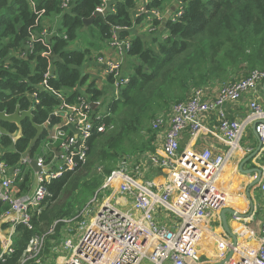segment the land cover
I'll use <instances>...</instances> for the list:
<instances>
[{"label": "built area", "instance_id": "2783aa9c", "mask_svg": "<svg viewBox=\"0 0 264 264\" xmlns=\"http://www.w3.org/2000/svg\"><path fill=\"white\" fill-rule=\"evenodd\" d=\"M70 2L65 0L62 7L68 8ZM149 2L138 0L135 8V17L144 15L138 26L142 32L155 30L156 22L161 27L167 13H170L171 20L176 21L184 11L182 1H171L165 11L149 9ZM172 7H176L175 11ZM44 11L39 12V16ZM95 12L103 16L116 13V0H101ZM122 29L128 28L112 27L111 38L106 41L108 48L96 57L90 55L84 65V73L94 79L98 87L102 86L98 81L107 79L116 95L120 87L130 80V75L123 71V65L132 45V36L121 37ZM49 34L50 31L44 28L39 36H32L30 47L35 41L45 44V36ZM49 54L47 50L42 52L43 56ZM88 64L98 67V74L87 70ZM50 77L49 66L41 85L49 88ZM263 84L264 67L255 68L247 76L225 81L218 87L196 88L187 100L174 105L170 112L157 115L152 121L154 144L164 156L148 151L123 157L108 175H104L101 188L93 196V202L102 197L98 208L94 210L87 205L76 216L63 219L69 224L79 221L82 234L76 245L71 238L66 239L64 247L71 248V254L63 256L57 264H142L146 258L150 264H264V220L263 233L254 245L238 243L233 247L231 240V243L221 242L214 257L203 258L199 252L203 234L211 230L208 228L210 219L221 206L217 183L222 170L249 125L254 126L264 155ZM50 89L62 101L53 112L61 121L54 125L50 122L44 124L47 136L33 158L40 170L35 171V180L28 191L23 192L21 184L26 178L25 167L31 166L32 158L22 157L19 163L10 164L2 158L6 149L0 141V206L4 207L0 212V264L14 252L16 227L34 228L33 217L42 210L49 195L48 184L68 171H75L80 162H86L88 142L94 130L105 131L106 128L104 122L98 126L95 123L105 115L95 111L100 101H91L84 93L74 103H68L61 92ZM247 93L253 94L249 112L242 119L230 118L229 109ZM33 98L36 104L40 103L38 92L33 93ZM186 133L190 144L182 149L181 140ZM20 135V129L12 134L14 142ZM203 135L213 136L217 143L197 150L194 146ZM219 143L227 147L225 152ZM148 166L165 169V181L158 183L148 178L144 181ZM97 172L104 174V167L98 166ZM105 190L109 191L106 195ZM259 190L264 198V170ZM121 196L131 201L125 210L120 208V205L125 206L119 200ZM160 211L164 216H159ZM3 225H6L5 229ZM235 233L238 238L247 239L255 235L244 224ZM46 236L35 235L30 239L20 264L32 260L36 264L41 262ZM231 250L233 252L228 259Z\"/></svg>", "mask_w": 264, "mask_h": 264}, {"label": "trees", "instance_id": "16d2710c", "mask_svg": "<svg viewBox=\"0 0 264 264\" xmlns=\"http://www.w3.org/2000/svg\"><path fill=\"white\" fill-rule=\"evenodd\" d=\"M64 1L0 0V112L31 109L33 122L44 125L62 102L50 88L61 92L68 103L87 93L91 101L101 102L95 111L105 115L95 123L98 126L104 122L106 128L94 130L86 162L48 184L49 195L33 217L34 228L16 227L14 252L1 264H20L35 235H48L47 231L53 229L50 240L59 237L66 224L63 219L79 214L68 199L59 202L66 191L74 193L78 201L87 200L126 154L155 152L154 131L148 129L151 132L146 138L141 131L159 112L187 100L196 88L223 83L230 75L243 78L253 69L264 67V0H178L184 4L182 15L176 21L169 19L164 31L156 22L152 32L138 28L144 18L134 16L138 0H116V13L98 16L89 26L84 19L93 15L101 0H71L68 8L62 7ZM171 1L150 0L148 8L165 11ZM115 26L128 28L120 31L121 37L132 36L125 60L128 71L124 67L130 80L120 87L118 95L111 88V95L84 73L91 50L82 43L92 44L90 37L108 41ZM44 28L50 31L45 44L35 41L30 47L32 36H39ZM79 38V43H72ZM46 50L50 54L43 56ZM49 66L48 88L41 83ZM34 92H38V104ZM60 121L55 117L50 125ZM33 122L29 118L21 126L2 122L6 131L1 134L0 130L1 145L6 149L2 158L10 164L20 162L35 137ZM19 129L21 135L14 142L12 134ZM46 136L45 129L29 153L32 159ZM98 166L104 167V174L93 172ZM25 168L22 189L31 181L32 170ZM3 209L0 206V212Z\"/></svg>", "mask_w": 264, "mask_h": 264}, {"label": "crops", "instance_id": "0c3cea01", "mask_svg": "<svg viewBox=\"0 0 264 264\" xmlns=\"http://www.w3.org/2000/svg\"><path fill=\"white\" fill-rule=\"evenodd\" d=\"M125 60L123 71L125 74H127V72H125V70L128 71L125 66ZM85 88L86 87L82 89L85 90ZM99 88H102V86ZM252 99V93H247L246 95H244L235 107H231L229 109L230 118L242 119L243 117H245L249 112V101H251ZM262 104L264 106V94L262 98ZM253 128V125H249L246 128L245 134L241 139L238 148L234 152L233 156L227 161L224 169L222 170L221 177L219 179V182L217 183V193L219 194L221 206L219 210L215 211L212 219H210L208 228H211V230L209 232H206L199 245V252L201 253L203 258L214 257L215 253L219 252L220 250L221 242L231 243V238L228 237L223 229V223L220 216V211L224 207L232 208L237 213L242 214V216L238 217L228 214V220L234 232L237 231L238 227H241L244 224L248 225L255 233L254 238L250 239H247V237L241 238L240 236V238H238V243H245L244 245H254L255 240L259 238L263 233L262 221L264 220V198L261 191L259 190V183L261 181V178L257 185L251 190V195L254 202L252 210L249 204V200L246 196L247 185L254 179L259 178L258 171H254V169L256 167H260L262 169V172L264 170V155L262 151L260 150V152L255 157L253 156L259 145V140L254 134ZM212 143H217L216 139L213 136L203 135L200 137L194 147L197 150H202L204 147L209 146ZM188 144H190V139L188 133H186L181 140L182 149ZM219 146L223 152L226 151L227 147L222 143H219ZM155 152H157L159 156H164L163 151L158 147H156ZM243 163V168L248 172H242L240 170V166ZM29 169L32 170L31 181L28 183V187L26 186V188L23 189V192L28 191V189H30V184L35 180V171L31 166H27V170ZM166 174L167 171L165 169L160 170L155 169L151 166L147 167V178H151L158 183H163L165 181ZM230 180H235L237 182L233 189L230 188L232 187V185H229ZM119 200L124 203L125 206H130L131 204L130 199L126 196L119 197ZM163 219L164 218H162V220ZM162 220L160 219L161 222H166ZM2 227L5 229L4 225Z\"/></svg>", "mask_w": 264, "mask_h": 264}, {"label": "rangeland", "instance_id": "374dc122", "mask_svg": "<svg viewBox=\"0 0 264 264\" xmlns=\"http://www.w3.org/2000/svg\"><path fill=\"white\" fill-rule=\"evenodd\" d=\"M139 29H140V27H139ZM81 40H80V38L79 39H77L76 41H73L72 43H74V44H77V43H79ZM89 41L92 43V44H90L89 45V42L87 41V42H83L82 43V46L83 47H88L89 46V48H90V50H91V53H90V55L91 56H93V57H96L98 54H100L104 49H107L108 48V46L106 45V42H102L100 39H98V38H94V37H90V39H89ZM89 55V56H90ZM88 56V57H89ZM88 57H87V59H88ZM87 61V60H86ZM86 69L87 70H90V71H92V72H97V70H98V67H95L94 65H91V64H88V66L86 67ZM91 74V73H90ZM96 74H98V72L96 73ZM92 75H94V74H92ZM95 76V75H94ZM91 78V77H90ZM234 78H239V77H237V76H234V75H230L229 77H228V80H231V79H234ZM91 80H92V78H91ZM228 80H226V81H228ZM98 84H100V85H102V88H105L106 90H109L110 91V93H111V95L113 94L112 92H111V85L109 84V82L107 81V79H103L102 81L100 80V81H98L97 82ZM222 83H217V84H215L214 86H212L213 88L214 87H218V86H220ZM109 93V92H108ZM109 93V94H110ZM110 95V96H111ZM177 103H174V104H172L171 105V107L169 108V109H167V110H165V111H161V112H159L157 115H159V114H167L168 112H170V110H171V108H173V106L174 105H176ZM156 115V116H157ZM155 116V117H156ZM154 117V118H155ZM153 118V119H154ZM153 119L151 120V123H150V125H148L149 127L148 128H144L142 131H141V134L144 136V138H146V137H148L149 136V134H150V132L151 131H148V129H150V130H153V126H152V121H153ZM145 152H148V151H144V152H138V153H134V154H141V153H145ZM134 154H126L125 156H124V158H127V157H130L131 155H134ZM98 168V167H97ZM95 171L97 172V169L96 170H94L93 172L95 173ZM99 172V171H98ZM97 172V173H98ZM99 174V173H98ZM151 178H148V180H150ZM144 181H146L147 180V175H146V178L145 179H143ZM109 193V191L107 190H105L104 191V194L106 195V194H108ZM102 195V194H101ZM100 195V196H101ZM95 197V196H94ZM94 197H89L87 200L86 199H81V200H76V195L73 193V194H71L70 193V191H66L64 194H62V196L59 198V202H65V200L66 199H68V204H70V205H75V207L77 208V209H79L78 210V213H80L83 209H84V207L85 206H87V205H89L90 206V208H93L94 210L95 209H97L98 208V206H99V204H100V202H101V199H102V197H98V199H97V201H94L93 202V199H94ZM120 208L121 209H127L128 208V206H123V205H120ZM159 216L160 217H162V216H164V212L163 211H160L159 212ZM178 222V221H177ZM47 232H49L48 233V235L45 237V243H44V246H43V249H44V247H45V244H46V247H45V249H44V252H43V254H41V262L40 263H38V264H57L59 261H62L63 259V256H66V257H69L70 256V254H71V251H72V249L71 248H65L64 247V243H65V241H66V239H68V238H71L72 239V241H73V245H76L77 243H78V240H79V238H80V235L82 234V230H80V223H79V221H74V222H72L71 224H69V223H66L62 228H61V230H60V232L58 233V238H51L52 240H50V237H48V236H51L50 234H52V233H54V231H52V230H48ZM46 239H47V242H46ZM47 246H51V248H50V250H49V252L47 253L46 252V249H49V247L47 248ZM32 261H34V260H32ZM142 264H150V262L148 261V259L146 258V259H144L143 260V262H142Z\"/></svg>", "mask_w": 264, "mask_h": 264}, {"label": "water", "instance_id": "95a60500", "mask_svg": "<svg viewBox=\"0 0 264 264\" xmlns=\"http://www.w3.org/2000/svg\"><path fill=\"white\" fill-rule=\"evenodd\" d=\"M175 8L176 7H172V11H175ZM98 16H103V14L99 13V12H94L91 17L84 19V23L87 26H89V25H91L93 23V21ZM169 19H170V13H167L165 15V17L163 18L162 25L160 27V31H164L166 23H167V21ZM263 90H264V87H263ZM25 118H29L33 122V118H34L33 112L31 110H23L22 111L19 108L14 113L0 112V130H1V134H5L6 133L5 129L2 126V122L3 121L13 122V123H16L18 126H21L22 121ZM54 118H55V114H52L51 117L49 118V122L51 123ZM33 125H34L35 129L37 130V132H36L35 137L32 139L27 151L23 154L24 158H28L29 157L30 151L35 146V144L37 143L38 139L41 137L42 133L45 130V125H38V124H36L34 122H33ZM69 127L74 130L73 125L69 124ZM253 130H254V128H253ZM254 134L258 138L257 134L255 133V130H254ZM261 148H262V144H261V142L259 140L258 149L253 154L254 157L260 152ZM12 149H14V145L12 146ZM30 165H31V167H32V169L34 171H39L40 170L39 166L37 165V160L36 159H32L30 161ZM243 166H244V163L241 164L240 170L242 172H248L247 170H245L243 168ZM254 171H258L259 178L258 179H254L253 181H251L247 185V189H246V196H247V199L249 200V204H250L251 210L253 209V205H254L253 198H252V195H251V190L260 181V178H261V175H262V169L260 167H256L254 169ZM228 214H231V215H233L235 217L242 216V214H239L234 209L227 208V207L222 208V210L220 211V216H221L222 223H223V229H224L225 233L229 236V238H231L233 247H236L238 245V236L234 232L232 227L230 226V223H229V220H228ZM232 252H233V250L230 251V253H229L228 257H227L228 259L232 255Z\"/></svg>", "mask_w": 264, "mask_h": 264}, {"label": "bare ground", "instance_id": "6f19581e", "mask_svg": "<svg viewBox=\"0 0 264 264\" xmlns=\"http://www.w3.org/2000/svg\"><path fill=\"white\" fill-rule=\"evenodd\" d=\"M236 184H237V182L235 180H230V184L229 185H232V187H230V188L233 189ZM205 234H206V231H205V233L203 235H205Z\"/></svg>", "mask_w": 264, "mask_h": 264}]
</instances>
